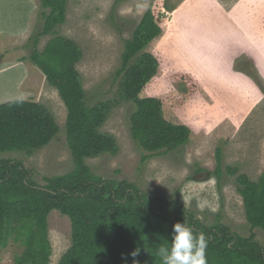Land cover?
<instances>
[{
	"label": "rangeland",
	"instance_id": "obj_1",
	"mask_svg": "<svg viewBox=\"0 0 264 264\" xmlns=\"http://www.w3.org/2000/svg\"><path fill=\"white\" fill-rule=\"evenodd\" d=\"M152 5H160L156 21L162 33L132 62L150 55L158 73L139 97H166L164 119L186 127L189 140L167 155L142 161L148 154L133 141L129 123L137 106L121 98L117 71L125 43ZM48 12L39 0H0V104L38 103L59 128L46 147L31 155L0 153V160L22 163L40 186L76 168L66 141L67 109L29 58L56 36L41 34ZM66 14L56 32L77 46L75 69L85 104L106 108L98 132L115 143L112 152L85 159L90 174L175 201L207 227L220 224L249 237L236 177L244 174L257 182L264 171V0H70ZM178 75L192 77L193 86ZM218 148L224 165L238 170L236 176L225 175L220 190L214 177L195 172L215 169ZM47 224L49 264H58L72 243L71 223L52 211ZM253 233L264 247V232ZM23 250L9 242L0 250V264H15Z\"/></svg>",
	"mask_w": 264,
	"mask_h": 264
},
{
	"label": "trees",
	"instance_id": "obj_2",
	"mask_svg": "<svg viewBox=\"0 0 264 264\" xmlns=\"http://www.w3.org/2000/svg\"><path fill=\"white\" fill-rule=\"evenodd\" d=\"M39 1L49 11L41 34L56 36L43 52L34 49L29 58L56 89L67 109L66 141L76 168L66 176L46 179V185L40 186L22 163L0 160V250L12 241L24 247L15 264H49L47 218L52 211H58L69 218L72 239L58 264H132L130 253L137 248L139 264H161L155 252L160 245L171 242L173 225L178 222L209 238L208 264H264V247L253 233L254 229L264 232V171L257 182L244 174L237 175L236 168L224 165L221 148L216 150L213 171L198 168L195 172L214 177L219 190L225 175H237V192L242 197L250 228L247 238L220 224L205 226L175 201L150 196L125 182H105L90 174L85 159L110 153L115 147L113 138L98 132L106 119V108L85 104L87 94L75 69L77 46L56 32V27L66 21L70 0ZM153 8L152 5L145 12L131 40L125 43L117 71V76H122L121 98L137 106L129 123L133 141L148 154L142 156V161L167 155L189 140L186 127L164 119L166 97H139L158 73L157 63L150 55L144 54L132 62L162 33L156 21L160 5ZM37 43L36 40L35 46ZM178 77L182 82L194 84L188 75ZM58 132L51 113L38 103L13 100L0 104V153L31 155L46 147Z\"/></svg>",
	"mask_w": 264,
	"mask_h": 264
},
{
	"label": "clouds",
	"instance_id": "obj_3",
	"mask_svg": "<svg viewBox=\"0 0 264 264\" xmlns=\"http://www.w3.org/2000/svg\"><path fill=\"white\" fill-rule=\"evenodd\" d=\"M208 244L209 238L205 233H195L191 226L178 222L173 225L171 242L160 245L155 255L159 257L161 264H208ZM139 254V248L130 253L132 264H139L136 260Z\"/></svg>",
	"mask_w": 264,
	"mask_h": 264
}]
</instances>
